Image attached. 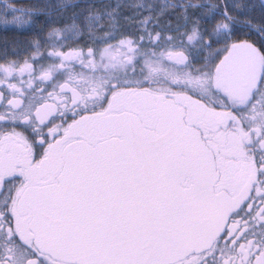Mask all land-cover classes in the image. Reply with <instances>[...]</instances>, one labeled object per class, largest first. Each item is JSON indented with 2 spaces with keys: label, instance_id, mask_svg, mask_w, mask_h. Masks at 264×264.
<instances>
[{
  "label": "snow or ice",
  "instance_id": "6c2138e0",
  "mask_svg": "<svg viewBox=\"0 0 264 264\" xmlns=\"http://www.w3.org/2000/svg\"><path fill=\"white\" fill-rule=\"evenodd\" d=\"M0 264H264V0H0Z\"/></svg>",
  "mask_w": 264,
  "mask_h": 264
}]
</instances>
